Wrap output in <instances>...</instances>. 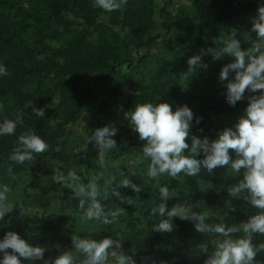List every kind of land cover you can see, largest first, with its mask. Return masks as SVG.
Returning a JSON list of instances; mask_svg holds the SVG:
<instances>
[{
  "label": "trees",
  "instance_id": "trees-1",
  "mask_svg": "<svg viewBox=\"0 0 264 264\" xmlns=\"http://www.w3.org/2000/svg\"><path fill=\"white\" fill-rule=\"evenodd\" d=\"M176 1H184L185 5L174 16L166 9L167 1L162 2L165 32L161 33L155 14L160 0H127L126 6L113 12L95 7L94 0H0V66L9 73L0 75V122L5 118L16 120L17 116L22 119L13 135L0 136L2 173L26 179L30 188H37L36 180L50 171L75 167L73 171L84 183L91 175L102 172L104 179L114 178L113 187L128 178L142 189L137 193L118 187L124 199L110 195L102 200L106 211L116 207L125 210L115 223L103 225L82 219L78 199L62 181L57 182L59 187L53 194L60 197L57 206L51 197L45 201L40 196L28 200L33 193L25 187L26 200L15 202L14 211L0 221V240L13 231L32 246L45 248L43 260H32L31 264H53L62 253L74 251V234L96 241L108 237L119 240L121 250L135 264H205L214 250L213 240L220 237L199 233L192 221L178 217L172 219L171 232L155 231L153 227L161 218L152 214L153 208L159 203H165L168 210L187 204L194 211L208 212L207 223L222 220L227 226L239 225L257 214L258 209L243 199L231 197L226 188L221 194L196 200L207 170L191 177L183 173L176 178L162 176L159 186L146 175L149 161L140 159L145 141L139 139L125 117L138 103L166 102L173 111L188 106L194 114L186 141L191 144L192 135L217 139L223 120L253 95L246 91L245 98L231 106L225 95L227 81L221 82L219 75L233 58L225 55L213 60L209 54L202 56L203 67L190 78L196 82L194 86H201L200 95L193 97L194 89L170 77L176 66L172 68L155 50L167 36L176 45L193 43L197 54L217 48L233 31L241 34L246 20L257 15L264 0ZM152 58L155 71L148 80H141L140 69ZM233 74L230 72L229 80L234 78ZM33 107L44 109V116L37 117ZM86 115H92L94 120L86 129L87 150H80L75 144L74 127ZM51 121H56L55 125ZM105 126L117 129L112 137L117 147L108 153L101 167L97 160L99 149L88 138ZM28 131L44 139L48 151L36 155L32 162L16 164L9 157L18 146L19 136ZM203 158V153L197 156ZM114 162H119V167H110ZM242 174L243 170L234 178L233 185L242 179ZM103 183L101 180V186ZM160 186H167L173 197L162 201ZM128 198L134 203H127ZM35 206H40L44 213L37 220L31 211ZM21 207L27 216L19 214ZM252 243H264V235L254 234ZM20 260L22 264L25 259ZM255 261L264 264V252L258 253Z\"/></svg>",
  "mask_w": 264,
  "mask_h": 264
},
{
  "label": "clouds",
  "instance_id": "clouds-1",
  "mask_svg": "<svg viewBox=\"0 0 264 264\" xmlns=\"http://www.w3.org/2000/svg\"><path fill=\"white\" fill-rule=\"evenodd\" d=\"M127 0H94V6L105 12L121 10L126 6ZM251 31L256 34L251 47L242 50L236 32L229 35L220 47L201 50L197 55L191 56L188 61L186 77L193 74L198 68L203 67L201 60L204 55H211L213 60H219L225 55L233 58V62L222 67L219 75L221 82L227 81L226 100L231 106L245 98V92H260L259 95L248 97L245 115L238 118L232 128H225L215 140L205 137L191 136V144L187 143L190 135L193 112L184 105L175 111L169 103H138L134 110L126 112L125 117L130 120V125L139 134V139L145 141L140 159L148 160L146 175L160 185V177H178L181 173L186 176H198L202 169L212 173L217 167L230 166L233 173L242 179L230 186L227 191L233 198L243 199L248 204L258 209L246 222L239 225L227 226L220 223L209 224L208 212H197L187 204H177L170 210L165 203H159L152 209V214H158L160 222L153 227L158 232H171L173 218L189 220L194 223L197 232L214 234L220 239L213 240L214 250L208 256L205 264H256L258 253L264 252V243L258 246L252 243L254 234L264 235V5L257 9V15L252 18ZM235 73L229 80V75ZM6 68L0 66V75H8ZM2 107V105H0ZM37 117L44 116V109H32ZM199 122V121H197ZM22 123L21 116L16 120L5 118L0 122V136L13 135L17 125ZM55 125L56 121L50 122ZM115 127L105 126L96 129L88 138V142H95L99 149L98 164L103 167L108 153L117 147L112 139L116 135ZM49 145L35 132L28 131L18 138L9 159L16 164L32 162L36 155L48 151ZM59 151V148L56 149ZM230 150L236 154L233 159ZM203 153V159L197 156ZM8 173L12 174L11 167ZM135 174V173H133ZM123 176L124 173L122 172ZM53 179L65 182L75 199L79 201V209L84 221H97L103 225L116 222L117 217L123 215L125 210L116 207L114 210L105 209L101 203L110 195L121 197L118 187L131 188L139 193L142 189L128 178H124L113 187L114 178L104 179V174L91 175L87 183L75 171H69L67 177L63 172L57 171ZM104 180L103 186L100 181ZM12 189L8 184H0V221L12 213L15 203L10 200ZM159 196L162 201H167L173 196L167 186L159 187ZM133 204L134 200L127 199ZM22 217L28 213L21 207ZM166 217V218H164ZM243 235L237 236L236 234ZM74 251H66L56 257L53 264H135L131 256L121 250V241L111 237L96 241L90 238H81L74 234L71 236ZM11 250L9 252L8 250ZM46 249L32 246L22 239L17 233L8 231L0 240V252L3 258L0 264H21L20 257L26 260H43ZM44 264H48L45 261Z\"/></svg>",
  "mask_w": 264,
  "mask_h": 264
},
{
  "label": "rangeland",
  "instance_id": "rangeland-1",
  "mask_svg": "<svg viewBox=\"0 0 264 264\" xmlns=\"http://www.w3.org/2000/svg\"><path fill=\"white\" fill-rule=\"evenodd\" d=\"M167 1V11H169V15L174 16L176 15L177 11L182 9L181 7L185 5L184 1H169V0H160V3L157 6L156 9V19L158 21V29L160 30L161 33L165 32V29L163 28V21H165V14L161 11L163 7V3ZM163 2V3H162ZM165 6V5H164ZM252 19L249 18L245 22V26L242 29L241 34H236V38L240 40L241 43V48L242 50H247V48L251 47L253 40L256 39V34L251 31V24ZM229 39V35L225 36L224 39H222L221 43L218 45L220 47L224 41H227ZM193 43H187L184 46L183 45H176L174 42V39L171 36H167L165 38H162L156 47V53L158 56H160L162 59L165 60V62L171 65V67H175V70L171 73L170 77L172 78L173 81L177 82L178 84H186L188 86V89H194L193 97H197L200 95L201 92V86L196 87L194 86L196 82H191L190 78L194 75L191 74L188 77H186L185 73L188 70V64L187 61L188 59L193 56L197 55L196 49L192 48ZM142 77H140L141 80H148L149 77H151L152 73L155 71V59L152 58L148 62H146L143 66V68L140 69ZM235 75V73L233 74ZM146 77V78H145ZM187 89V90H188ZM260 92L253 93V95H259ZM248 99L238 108V110L233 114L230 115L229 117H226V119L223 120L221 124V129H219V132H221L225 128H232L235 126L238 118L241 116L245 115V109L248 105ZM93 117L92 115H86L84 116L78 124L74 127V133L76 135L75 137V144L76 147L79 148L80 150H87V146L85 141L87 139L86 135V129L93 123ZM219 134V133H218ZM78 149V150H79ZM77 150V151H78ZM230 155L232 156L233 159L236 158V154L230 150ZM117 163L119 162H114L110 165V167H115L117 166ZM119 167V165L117 166ZM230 166H223V167H217L216 169L213 170V172L206 173L203 178L201 179L200 183V192L198 193V197L196 200H201L204 198L212 197V194H221L223 193L224 189H227L233 185L234 183V178L237 176V174L233 173L231 169H229ZM75 167H70L69 169H58L57 171L63 172L65 177H67L68 172L71 170L73 171ZM56 172H49V174L46 177H41L38 180H36L37 183V188L33 187L30 188L29 181L26 179H19L18 177H12L9 176L6 173H2L0 170V184H8L9 187L12 189V192L10 194V200L13 201L14 203L25 199V196L23 195V189L25 187H28L29 190L33 193V197L28 198V200H33L34 198H38V196L42 197L43 200L45 201L47 197H51V200H55V206L60 203V197L53 194L56 192V187H59L57 184L58 181H55L53 179L54 175ZM113 172L108 170V173ZM63 182V181H62ZM65 183V182H63ZM57 193V192H56ZM26 200V199H25ZM34 209H31L32 213L35 215V220L40 219L43 217L44 213L43 210L41 209L40 206H35L33 207ZM52 212L53 211V208ZM32 260H24L22 264H31Z\"/></svg>",
  "mask_w": 264,
  "mask_h": 264
}]
</instances>
